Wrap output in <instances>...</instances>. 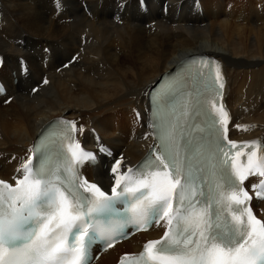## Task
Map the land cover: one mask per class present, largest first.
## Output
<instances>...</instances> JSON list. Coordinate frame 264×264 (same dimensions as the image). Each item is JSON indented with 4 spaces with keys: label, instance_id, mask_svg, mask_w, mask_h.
I'll list each match as a JSON object with an SVG mask.
<instances>
[{
    "label": "bare ground",
    "instance_id": "obj_1",
    "mask_svg": "<svg viewBox=\"0 0 264 264\" xmlns=\"http://www.w3.org/2000/svg\"><path fill=\"white\" fill-rule=\"evenodd\" d=\"M62 1L65 12H54L51 0H0L1 179L20 178L37 133L61 117L75 122L82 147L111 149L83 169L110 190L116 161L125 172L153 145L148 88L196 54L225 67L229 139L264 141V0H196L201 15L193 0H146V14L136 11L137 0ZM163 229L108 249L96 264H115Z\"/></svg>",
    "mask_w": 264,
    "mask_h": 264
},
{
    "label": "snow or ice",
    "instance_id": "obj_2",
    "mask_svg": "<svg viewBox=\"0 0 264 264\" xmlns=\"http://www.w3.org/2000/svg\"><path fill=\"white\" fill-rule=\"evenodd\" d=\"M222 88L218 66L193 90L171 81L153 101L158 144L136 168L121 172L117 160L110 190L80 173L95 156L75 139V122H56L58 139L37 141L15 185L0 180V264H91L92 246L112 247L129 225L164 231L120 264H264V220L244 187L264 177V141L228 139ZM253 187L264 198V180Z\"/></svg>",
    "mask_w": 264,
    "mask_h": 264
},
{
    "label": "rangeland",
    "instance_id": "obj_3",
    "mask_svg": "<svg viewBox=\"0 0 264 264\" xmlns=\"http://www.w3.org/2000/svg\"><path fill=\"white\" fill-rule=\"evenodd\" d=\"M54 1V2H53ZM56 1V2H55ZM62 1V0H61ZM59 2V3H58ZM52 5V6H51ZM50 6L52 7V9L54 10V12H59L58 10H60V12H65V10H66V6H65V4H64V2L62 1V2H60V0H51V4H50ZM59 8H57V7ZM136 6V5H135ZM61 7V8H60ZM84 8V6H83V3H82V6H81V8ZM83 8H82V10H83ZM129 8V7H128ZM127 8V9H128ZM58 9V10H57ZM63 9H64V11H63ZM127 9H125V8H123V9H120V10H118L117 12H116V14H117V16L119 17V18H121L122 20H123V18H124V16H125V14L127 13L126 11H127ZM138 9V10H137ZM194 10V11H193ZM197 9L192 5V12L194 13V14H197V12H199L198 10L196 11ZM83 11H85V12H88V9H84ZM90 12H91V10H89ZM125 11V12H124ZM136 11L137 12H139V8H138V6H136ZM196 11V12H195ZM140 13V12H139ZM121 16V17H120ZM123 17V18H122ZM197 55V54H196Z\"/></svg>",
    "mask_w": 264,
    "mask_h": 264
}]
</instances>
